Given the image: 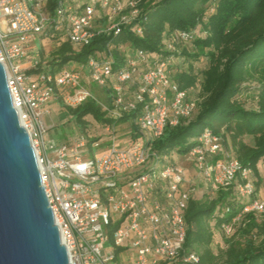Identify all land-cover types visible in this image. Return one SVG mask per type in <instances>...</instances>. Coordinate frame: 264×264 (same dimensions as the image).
Segmentation results:
<instances>
[{
  "label": "built area",
  "instance_id": "built-area-1",
  "mask_svg": "<svg viewBox=\"0 0 264 264\" xmlns=\"http://www.w3.org/2000/svg\"><path fill=\"white\" fill-rule=\"evenodd\" d=\"M49 1L0 0V62L71 264H201L197 252L185 249L184 216L201 184L212 193L236 184L235 196L243 204L231 223L220 226L226 238L235 234L244 215L264 216L253 171L242 168L220 136L205 130L184 157L192 162L193 180L192 170L154 151L167 126L197 111L190 91L173 79V55L130 48L117 69L110 53H97L86 64L36 71L41 63L39 49L31 45L36 37L60 36L79 50L98 35H120L139 16L140 0H59L53 12ZM133 31L143 35L140 24ZM193 40V33L176 31L166 49L175 51L176 44ZM28 61L30 68L25 67ZM86 79L90 87L101 88L105 102L95 97ZM59 99L72 108L94 100L113 121L131 118L104 125L108 138L103 142L89 144L91 137L82 135L55 143L50 138L54 126L45 119Z\"/></svg>",
  "mask_w": 264,
  "mask_h": 264
},
{
  "label": "trees",
  "instance_id": "trees-1",
  "mask_svg": "<svg viewBox=\"0 0 264 264\" xmlns=\"http://www.w3.org/2000/svg\"><path fill=\"white\" fill-rule=\"evenodd\" d=\"M58 1H49L51 12ZM139 10V16L124 26L120 35H98L79 50L67 39L55 37L56 56L45 61V50L39 49L41 63L36 71L46 66L58 72L70 63L86 64L97 53H110L117 69L124 64L126 49L130 48L173 57L179 54L181 61L190 62L185 68L180 67L173 79L191 95L198 91L200 100L192 96L197 101L196 113L181 119L175 127L167 126L164 135L154 143V151L162 157L178 154L184 158L197 145L198 137L209 130L222 138L225 148L229 136L228 146L242 168L251 169L259 177L258 167L264 163V0H140ZM137 24L142 26L143 35L133 31ZM176 31L194 34L188 52L179 53L183 44H176L175 51H167L166 43ZM194 62L202 63V67L196 70ZM248 82L260 84L258 110H246L239 100ZM66 111L83 132L88 128V116L103 125L124 124L131 118L113 121L94 100L76 108L67 106ZM94 141L91 139L89 144ZM260 183L259 179L255 181L257 192ZM235 186L204 192L188 202L184 212L188 225L185 249L197 252L201 264H213L214 257H207L213 229L231 223L242 208L243 203L235 196ZM228 207L230 212L226 213ZM223 211L226 214L222 218ZM240 225L248 226V233H259L261 243L256 245L249 239L243 253L226 264H264V216L244 215Z\"/></svg>",
  "mask_w": 264,
  "mask_h": 264
},
{
  "label": "water",
  "instance_id": "water-1",
  "mask_svg": "<svg viewBox=\"0 0 264 264\" xmlns=\"http://www.w3.org/2000/svg\"><path fill=\"white\" fill-rule=\"evenodd\" d=\"M0 264H71L0 62Z\"/></svg>",
  "mask_w": 264,
  "mask_h": 264
},
{
  "label": "rangeland",
  "instance_id": "rangeland-1",
  "mask_svg": "<svg viewBox=\"0 0 264 264\" xmlns=\"http://www.w3.org/2000/svg\"><path fill=\"white\" fill-rule=\"evenodd\" d=\"M32 41V47L38 49H44V56L43 59L45 61H50L54 56H56L55 52L58 51L56 47V43L51 38H44L41 40L40 37L35 38V42ZM192 47L191 44L187 45H180L179 46V53L183 52L184 50L188 52ZM42 49V50H43ZM179 55V54H178ZM173 57V62L171 64V70L173 76L177 73L178 69L185 68L187 64L190 62H183L179 59V56ZM181 58V56H180ZM73 65V64H72ZM72 65H67L69 68ZM193 65L195 66L196 70H199L202 67V63L194 62ZM88 83L87 86L90 87L91 83L89 80L86 79ZM244 92L240 96L239 100L244 106L246 110H258V98H257V90L260 87L258 82H248L244 86ZM91 91L98 98L100 101L105 102L106 97L105 94L102 93L101 88L96 85H92ZM192 96L197 100H200V95L197 92H193ZM64 99L55 100L50 105L51 115L47 116L45 121L48 127H53L54 129L50 132V138L54 140L55 143H59L61 141L70 142L77 140L80 136L85 135L91 137V139L98 140L100 139L101 142L106 141L108 138V134L104 128L103 124H100L93 116L86 117V121L88 123V128L85 132L81 131L78 127L77 122L75 119L66 111V106ZM90 139V138H89ZM228 141L229 145V136H226V142ZM249 142L250 139H247ZM227 144V143H226ZM110 143L104 145L106 148ZM226 145V150L235 156L234 151L232 150L231 146ZM100 149V150H102ZM175 162L185 165V159L178 156V154L172 155ZM165 165H162L161 169H164ZM259 177H254L256 182L258 179L261 181L259 187V193L264 198V163L259 165ZM190 179H192L190 177ZM193 180V179H192ZM204 187V186H203ZM202 192H211V190H207L206 187L202 189ZM225 211L221 214V217H225ZM248 226L240 225L236 227L235 234L231 238H226L221 232L220 229L214 228V238L212 245L208 248L209 253H207V257L210 256L214 257L213 264H226L229 261H232L236 257H239L245 248V242L249 239H253L256 245L261 243V237L259 233L250 232L248 233ZM253 234V235H252ZM131 254L134 253V250L130 251ZM212 259V258H211Z\"/></svg>",
  "mask_w": 264,
  "mask_h": 264
},
{
  "label": "crops",
  "instance_id": "crops-1",
  "mask_svg": "<svg viewBox=\"0 0 264 264\" xmlns=\"http://www.w3.org/2000/svg\"><path fill=\"white\" fill-rule=\"evenodd\" d=\"M34 42H35V40H34ZM33 42V43H34ZM31 45H32V43H31ZM73 63H70L69 65H72ZM73 66H75L74 64H73ZM25 67L26 68H30L31 67V61H28L26 64H25ZM30 72L31 73H34L35 71H32V70H30ZM181 164H182V161H181ZM183 165V164H182ZM185 168H187L188 169V171H190V170H192V162L191 161H185V165H183ZM189 176L192 178V176H194V173H193V170H192V173L190 172V174H189ZM194 180H196L195 178H194ZM198 183V182H197ZM201 184V183H200ZM202 185V186H201ZM200 185V194H199V197L200 196H202L203 195V193L204 192H202V189L203 188H205V185H203V184H201ZM204 186V187H203ZM262 194V193H261ZM264 195V194H263Z\"/></svg>",
  "mask_w": 264,
  "mask_h": 264
}]
</instances>
